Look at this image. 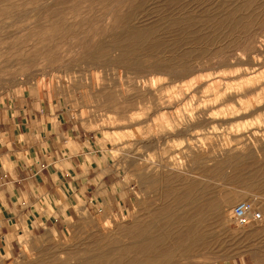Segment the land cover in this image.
Here are the masks:
<instances>
[{
  "label": "rangeland",
  "instance_id": "rangeland-1",
  "mask_svg": "<svg viewBox=\"0 0 264 264\" xmlns=\"http://www.w3.org/2000/svg\"><path fill=\"white\" fill-rule=\"evenodd\" d=\"M46 99L114 184L98 204L59 190L36 220L0 203V264H89L111 244L93 264H131L122 250L142 234L165 243L157 264H264V0H0V145L5 105ZM194 180L213 205L179 251L188 235L166 236L186 232L179 197ZM244 199L263 220L239 227Z\"/></svg>",
  "mask_w": 264,
  "mask_h": 264
},
{
  "label": "crops",
  "instance_id": "crops-1",
  "mask_svg": "<svg viewBox=\"0 0 264 264\" xmlns=\"http://www.w3.org/2000/svg\"><path fill=\"white\" fill-rule=\"evenodd\" d=\"M4 142L0 145V189L8 220H21L30 214L36 220L49 211L48 201L60 200L59 190L75 200L77 194L93 199H106L103 191L114 184L109 165L98 156L99 149H91L90 140L76 135L75 128L61 120L59 107L50 100L14 101L3 108ZM73 125V124H72ZM68 135L75 150L68 147ZM87 154L99 159L88 170L82 168ZM97 159V160H98ZM46 163L41 170L36 161ZM103 163V166L101 165ZM8 173L6 179L2 178ZM72 188H75L72 192ZM113 196V193H110Z\"/></svg>",
  "mask_w": 264,
  "mask_h": 264
},
{
  "label": "bare ground",
  "instance_id": "bare-ground-1",
  "mask_svg": "<svg viewBox=\"0 0 264 264\" xmlns=\"http://www.w3.org/2000/svg\"><path fill=\"white\" fill-rule=\"evenodd\" d=\"M224 8V7H223ZM211 18V17H210ZM182 19V18H181ZM242 25V24H241ZM193 41V40H192ZM178 45V44H177ZM249 46V45H248ZM224 54V53H223ZM141 65V64H140ZM263 86V85H262ZM262 88V87H260ZM259 88V89H260ZM257 90V89H256ZM247 94V93H246ZM251 150V149H250ZM251 152V151H250ZM243 153V152H242ZM239 154V153H238ZM246 154V153H244ZM232 155V154H231ZM251 155V154H250ZM240 156V155H238ZM245 156V155H244ZM195 157V156H194ZM246 157V156H245ZM197 158V157H196ZM208 158V157H207ZM230 158V157H229ZM232 158V157H231ZM230 158V159H231ZM234 158V157H233ZM253 158V157H252ZM251 158V159H252ZM229 159V160H230ZM250 159V157H249ZM256 159V158H254ZM208 160V159H207ZM228 160V158L226 159ZM239 160V159H238ZM197 161V160H196ZM223 162H225V160H222ZM233 161V160H232ZM251 161V160H250ZM248 162V161H247ZM242 163V162H241ZM246 163V161H245ZM251 163V162H250ZM264 163V162H263ZM200 164V163H199ZM226 165V163H225ZM199 166V165H198ZM209 166V165H208ZM238 166V164H237ZM205 167V166H204ZM221 167V166H220ZM235 167V166H234ZM198 168V167H196ZM215 168V167H214ZM254 168V167H253ZM263 169H264V166H263ZM209 170V168H208ZM215 170V169H214ZM219 170V169H218ZM238 170L240 172H242L244 170V167H239ZM248 170V169H247ZM251 170V169H250ZM215 172H213L214 174ZM215 175V174H214ZM208 176V175H207ZM241 176V175H239ZM252 176V175H250ZM205 177V176H204ZM211 177V176H210ZM237 178V177H236ZM235 178V179H236ZM207 179V178H205ZM209 179V178H208ZM212 179V178H211ZM227 179V178H226ZM229 179V178H228ZM227 179V180H228ZM238 179V178H237ZM236 179V180H237ZM262 179L264 180V176L262 177ZM190 181V180H189ZM257 181V180H256ZM210 182V181H209ZM255 182V181H254ZM155 183V181H154ZM187 183V182H186ZM203 183V182H202ZM205 183V181H204ZM212 183V182H211ZM213 184V183H212ZM213 185H208V184H203L201 185L200 182L194 180L192 182H189L184 191L182 192V194H180V197H179V201L181 202V205L183 204V206L185 208H187V210L183 213V218L185 220V222L188 224L187 226V230L186 232L184 233H175L176 231H173V228L172 231H170L168 234H167V238L168 239H173V238H176V239H181L182 237H184L185 235H188V238L187 240L188 241H185L183 244L179 245L178 249L179 251H186V250H189L191 249L192 245L194 246L195 245V242L194 241H191V237L190 235L191 234H197V233H201L203 230L200 229L199 225H191L193 221H195L196 219H198L201 215L200 213L204 211V209L206 208H209L211 207L213 204V200H212V191L214 190L213 189ZM230 198V197H229ZM229 200V199H228ZM180 207V206H179ZM165 210V209H164ZM162 213V212H161ZM171 214V219L173 218V213H170ZM175 214V213H174ZM216 214H218L216 212ZM207 217V216H206ZM206 217L204 219H206ZM174 219V218H173ZM183 220V221H184ZM174 222V221H173ZM204 222V221H203ZM201 222V223H203ZM196 223V222H195ZM200 223V222H199ZM168 225V223H167ZM170 225V224H169ZM172 226V225H171ZM246 227V226H245ZM202 228V227H201ZM178 231V230H177ZM187 237V236H186ZM190 237V238H189ZM197 237V236H196ZM146 238V234H142L134 239L137 240V243L136 244V241L133 242L132 244H129L128 247H125L123 250H122V253H125V251L127 250L128 252L129 251H132L133 249L137 252V254H139L138 256H135L133 259L130 260L131 264H155L157 262V258L159 256V254H157L156 252V244H161L163 247L165 245V243L163 242V240H160L159 239H155L154 241L152 240H149L148 243L146 244H139V243H142L143 239ZM159 238V237H158ZM165 238V237H164ZM196 240V238H195ZM205 240V239H204ZM199 241V240H198ZM201 242V241H200ZM203 242V241H202ZM117 242H114V245H116ZM112 245V244H111ZM110 245V247H105L103 249H100L99 252L93 256V255H89L88 257H86V262H89V264H93L96 262V257L100 258V257H105L106 259L110 260V256L112 255V253H114V251H116L117 247H112ZM160 247V246H159ZM113 248V249H112ZM121 250V249H120ZM162 251H164L163 249H161ZM164 252H167V251H164ZM150 254L148 257L147 255ZM115 256V255H114ZM146 257V258H145ZM119 258V257H118ZM124 260V259H123ZM157 264V263H156Z\"/></svg>",
  "mask_w": 264,
  "mask_h": 264
},
{
  "label": "built area",
  "instance_id": "built-area-1",
  "mask_svg": "<svg viewBox=\"0 0 264 264\" xmlns=\"http://www.w3.org/2000/svg\"><path fill=\"white\" fill-rule=\"evenodd\" d=\"M41 170L47 168L46 163L39 160L35 162ZM8 177V173L2 175L3 179ZM231 219L239 227H245L252 223H258L263 220V214L252 200L244 199L237 202L231 210Z\"/></svg>",
  "mask_w": 264,
  "mask_h": 264
}]
</instances>
